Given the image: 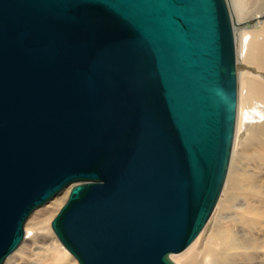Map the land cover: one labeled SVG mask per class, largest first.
Returning a JSON list of instances; mask_svg holds the SVG:
<instances>
[{"label": "water", "instance_id": "95a60500", "mask_svg": "<svg viewBox=\"0 0 264 264\" xmlns=\"http://www.w3.org/2000/svg\"><path fill=\"white\" fill-rule=\"evenodd\" d=\"M223 0H0V264L30 212L78 264H176L235 116Z\"/></svg>", "mask_w": 264, "mask_h": 264}, {"label": "bare ground", "instance_id": "6f19581e", "mask_svg": "<svg viewBox=\"0 0 264 264\" xmlns=\"http://www.w3.org/2000/svg\"><path fill=\"white\" fill-rule=\"evenodd\" d=\"M223 1L228 12V21L232 32V50L235 58L234 67L236 79L235 116L228 163L218 197L205 224L192 241L182 249L183 251L186 250L183 254L179 255L183 252L182 250H180L179 253H169L170 259L179 264H264V250L259 251L255 244L247 245L246 243H239V241L243 240H249V242L251 241L254 243L260 237V244H264V233H262V237L260 234L254 232V228H252V226H258L257 223H255L257 219L254 221L253 218L256 217L257 214H264V198L260 197V195H264V191H261L262 187H258V190L254 193L253 203L257 206L253 207L251 205L247 208L251 217H246V210L237 209L232 211L231 208H229V203L241 190L237 178L238 175L233 171L232 163H235L238 158H245V151L248 148L250 150L248 149L247 152H253L251 155L254 157L259 156L263 147L264 79L261 74L250 73V71L244 69L247 67L243 66H251L256 72L264 73V6H262V11L260 12L256 0H231V9H233L235 13H242L243 3L250 4L252 9L249 19L250 22H248L246 27L244 26L238 30L235 28L237 27L234 22L235 20L232 21V11L229 8L227 0ZM261 1L264 5V0ZM256 5L257 7L254 8ZM238 23H241V21L239 20ZM238 68L243 69L239 71ZM242 135L246 136L243 138ZM229 165L232 167H230L228 171ZM69 187V185L65 186L46 203L41 205V207L38 206L30 212L22 225L23 237L20 243L4 260L13 254L23 241L24 243L17 253L8 259V264H19L21 259H25L28 253L32 251L33 245L36 240H38L39 233L42 232V229L38 228L41 222L40 219L44 218L45 220L43 219L42 221H46L47 223L51 221L61 205L65 202ZM53 199L55 200L51 203L50 207L45 209L43 211L44 213H41L43 216H39L38 214L31 216L36 210L48 205ZM227 212L232 215L229 220L223 218V215ZM211 215L213 216L212 220ZM244 216L246 218H244ZM209 219L211 222L213 221V223L209 234L204 239V234L210 225L208 223V221L210 222ZM225 219L227 221H224ZM207 223L208 226H206ZM227 226L228 228H226ZM40 230L41 232H39ZM43 230L46 236H44L45 234L40 236L41 238L37 241L41 244L40 246L43 247L41 250L37 248L38 251H41L40 253L43 254V256L41 255L42 257L39 264H78L76 263L77 261H75L76 259L62 246L75 260L68 257L67 253L58 244V241L50 235L51 233L49 234L46 227H44ZM262 231L264 232V230ZM220 246H223L222 249H220ZM261 246L263 247V245ZM33 250H35V248H33ZM4 262L5 261H3L2 264H4Z\"/></svg>", "mask_w": 264, "mask_h": 264}, {"label": "rangeland", "instance_id": "374dc122", "mask_svg": "<svg viewBox=\"0 0 264 264\" xmlns=\"http://www.w3.org/2000/svg\"><path fill=\"white\" fill-rule=\"evenodd\" d=\"M256 2H257V4H258V7H259V9H260V12L262 11V6H264L263 5V3H262V1L261 0H256ZM255 2V3H256ZM227 3H228V5H229V8H230V10L232 11V17H233V19H232V21H234L235 23H236V25H237V27H235L236 29H238V30H240L241 28H243L244 26L246 27L247 26V24H248V22H250V15H251V13H252V9H251V7H250V4H246V3H243V9H242V13L241 14H238V13H235V11L233 10V9H231L232 8V5H231V0H227ZM254 3V4H255ZM257 7V5L254 7V8H256ZM246 10V11H245ZM231 17V18H232ZM241 21V23H238V21L239 20ZM240 26V27H239ZM240 28V29H239ZM234 34H235V32H234ZM243 67H247V68H244L245 70H247V71H250V73H253V74H261L262 76H263V79H264V73H261V72H256V70L253 68V67H251V66H243ZM239 69V71H242V69H240V68H238ZM238 71V70H237ZM238 93V92H237ZM237 107H238V104H237ZM259 108V107H258ZM257 108V109H258ZM236 122H237V118H236ZM246 135H242V137L244 138ZM263 140V141H262ZM262 140H260V141H262V143H263V147H264V139H262ZM233 143H234V141H233ZM262 147V152H261V154L263 155H259V156H256V157H254L253 155H251V154H253V152H247V150L249 149H247L246 151H245V158H238V159H236V162L235 163H232V166H233V171H235L236 172V174L238 175L237 176V178H238V180H239V187H240V192H239V194H237V196H234V198H233V200L229 203L230 204V207L229 208H231V210L232 211H235V210H237V209H241V210H246V217H251V214H249L248 213V211H247V208H249L251 205L253 206V207H256L257 205H255L254 203H253V198H254V193H255V191L256 190H258V187H262V189H261V191H264V148ZM250 150V149H249ZM251 156V157H250ZM231 157V156H230ZM260 157V158H259ZM229 164H230V160H229ZM232 166H230L229 165V168H228V171H229V169H230V167H232ZM263 169V170H262ZM227 175H228V172H227ZM242 187V188H241ZM241 193V194H240ZM247 193V194H246ZM253 195H252V194ZM221 196H222V194H221ZM220 196V197H221ZM220 197H219V199H220ZM260 197H262V198H264V195H260ZM57 198V197H56ZM55 198V199H56ZM55 199H53L51 202H49L48 203V205H46V206H44V207H42V208H40V209H38V210H36L35 212H34V214H32L31 216H33V215H39V216H43V214H41V213H44L43 211L45 210V209H47L48 207H50V205H51V203H53V201L55 200ZM219 201V200H218ZM218 203V202H217ZM217 206V205H216ZM41 207V206H40ZM216 208V207H215ZM231 211V212H232ZM249 215V216H248ZM229 216V217H228ZM231 213H225L224 215H223V218H226L227 220H229L230 218H231ZM261 216V217H260ZM212 215H211V220H212ZM245 216H244V218H246ZM264 214H257V216L256 217H254L253 218V220L255 221L256 219V221L257 222H255V223H257V225L258 226H252V228H254L253 229V231L254 232H256V233H258V234H260L261 236H262V233H264L262 230H264ZM30 219H31V217H30ZM44 218H41L40 219V223H39V225H38V228H41L42 229V232H41V230L39 231V232H41V233H39V237H38V240H39V238H41L40 236H43L44 234V236H46V233L44 232V227H46L47 229H48V232H49V234L52 236V237H54L55 239H56V237L54 236V234H53V232L51 231V228H50V222L49 223H47L46 221H42ZM224 220V221H227V220ZM45 220V219H44ZM210 220V219H209ZM211 220H210V222H211ZM28 221H29V219H28ZM27 221V222H28ZM223 221V222H224ZM259 221V222H258ZM261 221V222H260ZM209 221H208V223L210 224L209 225V227H208V229L206 230V232H205V234H204V239L207 237V235L209 234V232H210V229H211V226H212V223H213V221L210 223ZM208 223H207V225L206 226H208ZM206 226H205V228H206ZM256 227V228H255ZM204 228V229H205ZM226 228H228V226L226 227ZM262 228V229H261ZM204 229H203V231H204ZM261 229V230H260ZM263 237V236H262ZM260 238V237H259ZM258 238V240H256V242H254V243H252L251 241L249 242V240H243V241H239V243H246L247 245H251V244H255L256 246H257V248H258V250L259 251H263L264 250V244L263 243H261L260 244V239ZM262 239V238H261ZM24 240H25V238H24ZM38 240H36V242H35V244L33 245V247H32V251L31 252H29L28 253V255L26 256V258L25 259H27V260H25V259H21V261H23V262H21L20 260V263L19 264H39L40 262L39 261H41V257L43 256V254H41L40 252L41 251H38V249L39 250H41V248H43L42 246H40L41 244H39L37 241ZM57 240V239H56ZM58 241V240H57ZM23 243H24V241H23ZM23 243L20 245V247L13 253V254H11L6 260H4L5 262H4V264H8V259L11 257V256H13V255H15L16 253H17V251L22 247V245H23ZM194 243V242H193ZM192 243V244H193ZM37 244V245H36ZM58 244L61 246V248L64 250V248L62 247V245L59 243V241H58ZM191 244V245H192ZM261 245H263V247L261 246ZM221 247V246H220ZM219 247V248H220ZM223 247V246H222ZM222 247L220 248V249H222ZM33 248H35V250H33ZM38 248V249H37ZM188 249V248H187ZM37 250V251H36ZM66 253H67V255H68V257L69 258H71V259H73V260H75L66 250H64ZM183 251V250H182ZM186 251V250H185ZM185 251H183L182 253H180L179 255H181V254H183ZM35 252H36V254H35ZM34 253V254H33ZM179 253V252H178ZM36 255V256H35ZM38 255V256H37ZM40 255V256H39ZM42 255V256H41ZM178 255V254H177ZM177 255H175V256H177ZM35 257V258H34ZM37 259H39V260H37ZM33 262H32V261ZM36 260V261H35ZM76 261V260H75ZM173 262L174 263H176V264H179L178 262H175L174 260H173ZM77 263V262H76Z\"/></svg>", "mask_w": 264, "mask_h": 264}]
</instances>
